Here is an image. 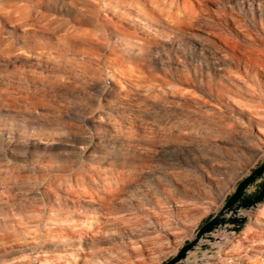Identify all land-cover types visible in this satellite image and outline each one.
I'll return each instance as SVG.
<instances>
[{
  "label": "rangeland",
  "instance_id": "rangeland-1",
  "mask_svg": "<svg viewBox=\"0 0 264 264\" xmlns=\"http://www.w3.org/2000/svg\"><path fill=\"white\" fill-rule=\"evenodd\" d=\"M69 2L45 0L52 8L36 10L75 25L69 10L76 11L68 8ZM206 4L207 10L198 8L201 24L184 36L205 51L213 40L211 22L221 17L214 2ZM1 21L2 33L14 44L10 49L0 47V179L7 178L0 183L4 238H0V264H32L35 256L49 255L40 252L44 239L70 231L96 232L99 227L106 236L103 240L85 244L82 252L63 257L58 264H164L264 162V87L222 58V66L209 72L213 94L162 70L156 71L158 82L152 85L148 72L134 64L124 63L114 71L110 48L114 43L121 48L122 41L105 30L101 29L105 38L101 48L85 53L89 46L78 43L61 53L60 48L69 44L62 32L43 33ZM81 28L91 32L96 25L89 22ZM161 30L153 41L163 52L174 35L166 27ZM89 54L93 61H87ZM59 61L64 65L60 67ZM84 61L87 68L78 64ZM220 78L230 87L225 97L233 112H225L226 119H209L218 110L215 88ZM129 90L131 100L125 97ZM211 124L210 133L206 129ZM182 126H193L200 140L181 143L191 140L181 137ZM119 171L127 178V190L120 197L135 203L139 197L147 207L109 216L99 202L104 197L115 200ZM82 174L89 177L78 181ZM258 184L259 180L252 183L247 192ZM87 195L96 201L92 206L86 204ZM176 199L185 201V211ZM156 209L173 216L172 228L161 227ZM244 214L245 222L237 231L215 230L184 262L264 264V226L255 220L264 215V200ZM122 216L127 223L144 224L150 247L142 239H137L138 246L126 238L121 246L111 242L107 236H118L122 226L113 218Z\"/></svg>",
  "mask_w": 264,
  "mask_h": 264
},
{
  "label": "bare ground",
  "instance_id": "bare-ground-1",
  "mask_svg": "<svg viewBox=\"0 0 264 264\" xmlns=\"http://www.w3.org/2000/svg\"><path fill=\"white\" fill-rule=\"evenodd\" d=\"M14 1L0 0V5L4 6L0 8V47H5V49L12 48L14 42L13 39L6 36L7 34L2 33L1 18L11 22L15 27L22 25L32 29L39 28L43 33H49L52 30L57 33L62 32V38L68 40L69 44L60 48L61 53L71 50V48H67L70 46L75 49L76 45L74 46V44L78 43L89 46L85 48L87 50L85 53L101 48L105 42L102 30H105V32H109L107 33L109 35L119 36L122 41L121 48H117L115 43L110 48L115 55L110 61L115 72H117L116 68H123L124 63L134 64L143 73L148 72L149 83L155 85L158 82L155 73L162 70L166 76L175 75L180 82L189 86L198 83L206 87L210 94H213V79L209 72L215 70V65L222 66L223 63L220 59L222 58L233 64L239 71L248 76L250 75L259 86L264 87V28H262L264 24V0H69L68 5L70 6L68 8L76 11V13H71L72 11L69 10V15L75 25H69L68 21L66 23L52 15L43 14V10H36L42 7L52 8L50 5H45V0H26L29 4L21 6L13 3ZM194 1L197 2L198 8L202 10H207L206 2H214L221 14L216 22H211L213 40L207 51L201 45L189 42L187 37H184L203 21V15L195 7ZM10 6L15 8L9 10ZM89 22L95 23V31L87 32L81 28L82 25ZM129 26L133 29L131 30ZM259 26H261L260 29ZM163 27L168 28L174 37L171 38L169 46L163 48L162 52L159 48H156L153 40L156 39L155 37L161 36ZM32 29L26 30L24 33L28 34ZM143 29L148 34H145ZM92 53L96 54L95 52ZM217 53L220 54V57ZM91 57L90 54L87 55L88 62L90 59L93 61ZM88 62H78V64L87 68ZM58 65L60 67L64 65L63 61H59ZM112 75L114 76L113 72ZM130 91H127L125 95L129 100L132 96ZM225 93L230 94L231 90L220 78L216 82L215 88L218 110L212 111L208 115L209 119H226L227 116L224 113L233 112L231 102L227 100ZM203 102L206 101L203 100ZM249 112L251 111L249 110ZM211 127L212 124L206 129L210 133L213 130ZM180 131L182 138L191 139L189 141L182 140L181 143L191 144L200 140L196 138L198 136H194L196 132H194L193 126H182ZM199 137L205 140V135ZM5 172L8 174L6 170ZM88 177L86 174H82L77 180L84 181ZM6 180L7 178L0 179V183L3 181V184H5ZM116 185V190L112 195L113 198L116 196L115 200L104 197L99 202L107 215L112 216L115 212H131L135 208L143 209L147 207L146 203L139 197L134 199L137 203L120 197L127 185V178L122 171H119ZM146 188L148 187L146 186ZM95 202L94 197L90 195L86 204L92 206ZM159 203L158 200L156 204L159 205ZM176 204L182 211L186 210L184 200L176 199ZM160 206L163 207V204H160ZM250 210L242 209L238 215H245L244 212ZM155 215L158 217L161 227L172 228L174 219L171 214L162 209H156ZM113 220L122 223V226H118V236H107L110 237L113 244L121 246L125 243L126 238L131 241L133 246H138L137 239H142L146 246L150 247L148 241L150 234L146 231L142 222L132 221L127 223L124 216L113 218ZM255 220L258 225L264 226V215L262 218L257 216ZM105 237L104 231L100 227L96 232L70 231L54 234L51 239H44L43 244L40 245V252L43 250L49 255L46 257L35 256L32 264H58V261L63 257L74 256V252H82L85 244H95ZM3 239L1 238L2 241ZM3 262L6 263L7 261Z\"/></svg>",
  "mask_w": 264,
  "mask_h": 264
},
{
  "label": "water",
  "instance_id": "water-1",
  "mask_svg": "<svg viewBox=\"0 0 264 264\" xmlns=\"http://www.w3.org/2000/svg\"><path fill=\"white\" fill-rule=\"evenodd\" d=\"M263 175L264 162L239 182L235 191L228 197L223 207L199 228L193 240L183 245L179 252L164 264H187L184 260L187 258L189 252L195 249L201 240L208 238L210 234L220 227H226L229 231H237L246 219L245 215H238L239 211L242 209H252L264 200V182L255 195L243 198L245 190ZM239 200L240 202L236 204Z\"/></svg>",
  "mask_w": 264,
  "mask_h": 264
},
{
  "label": "flooded vegetation",
  "instance_id": "flooded-vegetation-1",
  "mask_svg": "<svg viewBox=\"0 0 264 264\" xmlns=\"http://www.w3.org/2000/svg\"><path fill=\"white\" fill-rule=\"evenodd\" d=\"M263 182H264V175L259 179V184L256 185L255 188L251 192H247V189L245 190V192L243 194V198L255 195L257 193V191L262 187ZM239 202H240V200L236 204H238ZM227 218H228V216H227Z\"/></svg>",
  "mask_w": 264,
  "mask_h": 264
},
{
  "label": "trees",
  "instance_id": "trees-1",
  "mask_svg": "<svg viewBox=\"0 0 264 264\" xmlns=\"http://www.w3.org/2000/svg\"><path fill=\"white\" fill-rule=\"evenodd\" d=\"M209 220H210V219H208L207 221H209ZM207 221H206V222H207Z\"/></svg>",
  "mask_w": 264,
  "mask_h": 264
}]
</instances>
